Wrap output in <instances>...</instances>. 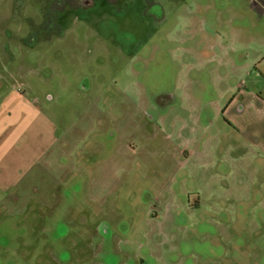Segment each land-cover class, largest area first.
Returning a JSON list of instances; mask_svg holds the SVG:
<instances>
[{
    "label": "rangeland",
    "instance_id": "obj_1",
    "mask_svg": "<svg viewBox=\"0 0 264 264\" xmlns=\"http://www.w3.org/2000/svg\"><path fill=\"white\" fill-rule=\"evenodd\" d=\"M93 1L0 0V264H264V0Z\"/></svg>",
    "mask_w": 264,
    "mask_h": 264
},
{
    "label": "crops",
    "instance_id": "obj_2",
    "mask_svg": "<svg viewBox=\"0 0 264 264\" xmlns=\"http://www.w3.org/2000/svg\"><path fill=\"white\" fill-rule=\"evenodd\" d=\"M258 15L259 20L261 21L260 24H256L251 27H247L244 29H247L248 34H260V41H264V7H262V12L259 13ZM234 32V31H233ZM255 60L260 63L259 60L264 63V55L262 54L261 56H255ZM255 64V63H253ZM231 88H236V86H233ZM253 97L255 98L256 95L253 94L252 91L247 92L244 94V98L242 97L241 101L239 102L238 98L236 96H232L231 99L228 101V103L223 104L224 108L220 109L222 112L225 114H229L232 118H234V122L237 125V130L238 132L246 139L249 140L250 142H254L255 144H259L264 147V102L261 100L257 99L253 102ZM248 101H252V108L253 104L255 105V110L257 114L256 122L253 124V112H249L252 114V116H247L245 118V115L242 116L241 118H238L237 121V116L243 115L246 113V109L249 106ZM242 102V103H241ZM233 122V123H234ZM231 125H233L232 122H229ZM182 154L186 153L187 150L185 147L181 149ZM190 154H188L186 157H184V160L186 161L189 158Z\"/></svg>",
    "mask_w": 264,
    "mask_h": 264
},
{
    "label": "flooded vegetation",
    "instance_id": "obj_3",
    "mask_svg": "<svg viewBox=\"0 0 264 264\" xmlns=\"http://www.w3.org/2000/svg\"><path fill=\"white\" fill-rule=\"evenodd\" d=\"M104 1V3H114L113 1L111 0H101V2ZM95 1L91 0V3H94ZM66 6V5H63V7ZM77 8H74L73 10H76Z\"/></svg>",
    "mask_w": 264,
    "mask_h": 264
}]
</instances>
